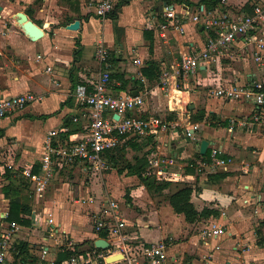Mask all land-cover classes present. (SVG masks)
Here are the masks:
<instances>
[{
	"label": "crops",
	"instance_id": "1",
	"mask_svg": "<svg viewBox=\"0 0 264 264\" xmlns=\"http://www.w3.org/2000/svg\"><path fill=\"white\" fill-rule=\"evenodd\" d=\"M96 1L0 0V99L26 93L42 97L23 112L0 120V233L7 228L9 222L4 214H9L10 210V200L3 194V186L11 182L20 184L18 180L25 181L26 185L19 189V196L21 198L23 188L27 187L31 201L21 199V202L32 209L30 215H22L31 225H21V231L13 236L15 251L9 263L15 260L20 242L30 245L33 258L26 264H52V261L56 262L61 246L68 242L77 245L85 241L94 244L97 239L107 241L108 235L103 238L94 232V216L102 208L104 200L111 197L118 201L120 215L127 223L125 233L132 255L143 244L164 241L168 243V253L176 256L182 264H264V133L257 128L242 130L231 123L233 118L248 115L249 106L225 101L212 94L221 83L250 81L261 71L252 61L231 53L232 56L225 58L222 64L202 68L186 80L171 77L167 92L160 82L163 73L176 66L181 53L203 48L207 33L192 21L186 24L184 35L171 31L162 33L148 27V18L162 17L164 4H179L176 0H129L116 19L109 15L105 20L98 18L90 5ZM111 1L114 10L121 0ZM249 1L183 0L182 3H189L193 10L204 6L209 11L227 12L234 16L249 11ZM17 13L25 14L43 31V35L34 38L16 21ZM76 21L80 22L79 28L70 29L69 26ZM2 32L6 33L3 35ZM101 40L110 53L109 71L113 76L110 90L116 94L140 95L143 99L142 114L162 117L170 124L168 132L155 146L151 139L140 140L145 143V153L153 148L160 154L175 158L173 167L166 169L164 175H156V179L169 183L162 194L151 199L143 183L132 190L131 196L135 200L128 205L143 214V220L125 207L127 203L122 200L123 184L131 181L132 176L120 180L112 172L106 174L110 194L99 192L98 186L94 185L95 180L87 186L85 182L77 184L74 180L73 187L67 184L52 191L49 189L51 183L45 194L37 197L31 184L21 175L25 168L38 170L49 131L70 126L79 129L71 134L85 132L87 112L77 105L73 93L99 73L101 65L95 51ZM135 60L141 64H135ZM152 63L160 72L154 79L143 73L144 68ZM201 113L205 114L204 120L196 121ZM74 117L79 119L77 123L73 122ZM195 125L198 128L194 136L187 137V128ZM203 140L226 151L230 158L227 170L214 174L198 171L195 164L199 160L197 153ZM128 147L142 149L137 143ZM8 170L10 180L7 178ZM91 175L101 177L104 174ZM112 178L118 183L119 197L113 196ZM185 184L193 188L191 202L198 212L207 208L217 211V215L189 223L183 214L176 213L168 197ZM145 192L149 200L143 197ZM147 203L153 206L148 208ZM78 204L83 207L77 210ZM56 209L65 212L66 220L61 217L55 220ZM163 214L166 223H171L172 230L151 238L149 226L160 224V220L155 221L154 217L160 219ZM75 216L85 219L90 225V232L84 237L75 235L68 223L67 218L74 219ZM209 223L223 226L225 232L203 239L202 231ZM43 249L49 252L46 260H42ZM90 250H94L91 244H84L79 251ZM99 252L106 255V262L110 256L120 254L111 246ZM138 261L146 264L143 258ZM111 264L134 262H128L124 255Z\"/></svg>",
	"mask_w": 264,
	"mask_h": 264
},
{
	"label": "built area",
	"instance_id": "2",
	"mask_svg": "<svg viewBox=\"0 0 264 264\" xmlns=\"http://www.w3.org/2000/svg\"><path fill=\"white\" fill-rule=\"evenodd\" d=\"M187 2L174 5L167 3L162 9V17L153 16V19L147 20V25L152 30L162 33L171 31L180 35L186 33V24L192 21L208 35L203 48L181 53L179 62L171 71L166 69L160 82L168 92L171 77L186 80L202 68L222 64L225 58L232 56L231 53L252 61L261 71L259 76L250 81L221 83L212 94L225 101L249 106L248 115L233 118L231 123L242 130L252 131L257 128L264 133V0H250V10L234 16L227 12L209 11L204 6L193 10ZM224 2L225 0H222V3ZM90 5L95 9V15L102 20L108 18L114 8L111 0H97ZM5 33L2 32L3 35ZM95 56L101 65L99 73L86 85L78 86L73 93L77 105L87 112L85 132L65 136L69 131L67 127L49 131L38 170L29 167L21 172L37 197L45 194L57 172L65 166L77 164L84 174L103 175L114 168L108 157L109 152L123 146L132 138H138L139 141L151 139L155 146L161 136L169 130L170 124L162 117L142 114L140 108L143 99L140 95L116 94L110 90V53L102 40L96 46ZM135 64L141 63L135 60ZM47 70L50 71L51 68ZM41 99L42 97L33 93L1 98L0 120L23 112L28 105ZM78 121L77 117L73 118L74 123ZM197 128L196 125L187 128L186 136L193 137ZM207 152L208 156L202 155L195 164L198 171L214 174L227 170L230 158L226 151L219 145L210 143ZM148 159V174L151 172L157 176L164 175L166 169L173 167L175 163L173 156L160 154L153 148L149 149ZM76 201L80 202L79 199ZM7 217L8 212L4 214V218ZM126 226V221L120 215L118 201L107 197L102 208L95 213L94 232H106L107 241L116 253L122 254L123 257L125 255L126 260L134 264H140L139 258H143L146 264H182L176 256L168 253V243L164 241L143 244L137 253L132 255L127 243ZM21 229L20 224L9 222L7 228L0 233V264L10 262V257L15 251L13 236ZM224 232L223 226L209 223L202 231L203 239L217 237ZM73 246L74 244L68 242L61 246L60 251L71 250ZM48 254V250L43 249L42 260H46ZM52 264H55V261H52ZM62 264L107 262L106 255L94 249L75 252Z\"/></svg>",
	"mask_w": 264,
	"mask_h": 264
},
{
	"label": "trees",
	"instance_id": "3",
	"mask_svg": "<svg viewBox=\"0 0 264 264\" xmlns=\"http://www.w3.org/2000/svg\"><path fill=\"white\" fill-rule=\"evenodd\" d=\"M129 0H121L115 7V9L110 14V17L113 19H116L121 12V9L124 5L128 3ZM179 4L182 3L183 0H176ZM172 2V1H171ZM170 2V3H171ZM217 2V1H215ZM214 6L216 5L213 3ZM212 8V6H210ZM144 75L151 77V79L157 78L160 74L158 66H156L155 63H152L148 67L144 68L143 70ZM111 77L112 74H111ZM205 117L204 113H201L199 116L196 117V121H203ZM69 131L65 136H68L71 133H75L79 131L78 128L73 129L70 126ZM64 136V137H65ZM135 138L127 140L123 146L118 147L116 150L111 151L108 153V157L110 161L113 163L114 168H118L119 172H126L129 175L137 176L140 181L146 186V189L149 193H157L162 194L163 191H165L169 187V183L166 182H159L156 180L155 177H151L148 174L149 169V159L148 155L149 152H147L144 157L138 158L136 157V161L134 163H129L126 160V151L128 146H133L135 144ZM199 158H202L203 156L200 153H197ZM205 156H208V152ZM37 171V170H36ZM10 171H7V178L10 180ZM19 183L15 185L14 182L9 183L6 186H3L2 192L6 199L10 200V210L7 217L8 222H17L20 225L23 226H30L31 222L22 215H30L32 213V209L30 206L23 204L21 202L19 189L24 183L22 180H18ZM26 185V184H25ZM28 185V184H27ZM193 192V188L187 184L182 185L179 189H177L174 193L169 195L168 200L174 211L178 214H183L185 216V219L189 223H195L196 221L207 218L211 216H216L217 211L210 210L205 208L202 212H198L194 205L191 202V195ZM126 197L129 198V193L126 194ZM99 236L103 238H107V233L103 232ZM92 241H85L83 244H77L74 245L71 250L66 251H60L58 253V257L56 259L55 264H62L66 259L69 258V256L75 252H78L82 245L84 244H91V248L97 249L98 251H103L102 249H98L92 244ZM15 252V260L12 263L9 264H26L29 259L33 258L30 254V245L27 242H20L17 244Z\"/></svg>",
	"mask_w": 264,
	"mask_h": 264
},
{
	"label": "rangeland",
	"instance_id": "4",
	"mask_svg": "<svg viewBox=\"0 0 264 264\" xmlns=\"http://www.w3.org/2000/svg\"><path fill=\"white\" fill-rule=\"evenodd\" d=\"M150 19H153L152 17H150ZM237 65V64H236ZM238 66V65H237ZM239 68V66H238ZM206 91V90H205ZM207 92V91H206ZM192 116V115H191ZM190 116V117H191ZM193 121V119H192ZM199 133V131L197 132ZM135 143H137L138 145H141L142 149H133L131 147H128L127 148V151H126V160L129 162V163H134L136 160V157L138 158H142L144 157V155L146 154L145 153V149H143V146L145 145V143L143 142H140L138 140V138H135ZM110 172V173H109ZM114 173V175L116 176V178L122 180V178H128V177H131L132 175H129L126 172H119L118 168H113L112 170L108 171V172H105L103 176L99 177V176H92L91 174H84L82 171H81V168L75 164V165H67L64 167L63 170H61L56 176V179L52 182V185L51 187L49 188L51 191L53 189H55L56 187H60L62 188L63 185H67L69 184L70 187H73L74 185V180L77 181V184H81L82 182H85V186L89 185V183L91 182V180H95V186H98V190L99 192H102L104 191L105 194H110V192L108 191V187L106 186V182H107V179L105 178L106 174H111ZM151 177H157L155 174L151 173L149 174ZM98 177V178H97ZM134 177L131 181H129L128 183H126L125 185L123 184V187L122 190H123V197L124 199H122L123 201H125L127 204H125V207L129 208V210H131L132 212L134 211L136 215H139V218L143 220V214H139L138 211H136L134 208L130 207L128 204L131 203L132 201V204H133V201L135 200L131 194H132V190L142 186V182L140 181L139 178H137L136 176H132ZM115 178H112L111 181L114 183H112V188H113V196L115 197H119L120 195H118V189H117V185L118 183H116V181L114 180ZM103 180V181H102ZM158 180V179H156ZM159 182H164L162 180H158ZM26 184V182L24 181V185ZM27 187L23 188V191L21 193V199L24 201V202H29L31 201V197L29 196V194L27 193V190H26ZM28 189V188H27ZM49 190V191H50ZM147 191V190H146ZM107 192V193H106ZM129 193L130 195V201L128 200V197L125 196L126 193ZM147 193L145 192V195H143L144 198H146L147 200H149L148 196L146 195ZM151 199L156 196H159L157 195V193H150L148 194ZM164 196V195H163ZM165 196H166V193H165ZM162 196H160L158 199L160 200ZM144 198H141V200L143 202H147L145 201ZM158 200V201H159ZM161 203V201L159 202ZM81 206L83 207L82 204H78L76 205V208L75 209H79L81 208ZM147 206L148 208H150V206H153L151 205V203H147ZM58 207V206H57ZM56 207V208H57ZM133 212V213H134ZM146 212V211H145ZM85 215V214H83ZM164 214L160 217V219L156 218V216L154 217L155 221H159L160 220V224H154L153 226H149V233H150V237L151 238H155L157 236H159L160 234L162 233H165L166 231L168 230H172V226L171 223H166V217H163ZM56 217H61V219L64 221L66 220L65 219V212L59 210V209H56L55 211V220H56ZM132 218H134L135 216L131 215ZM168 218V217H167ZM153 219V220H154ZM68 220V223L71 224V226L73 227V230H74V234L76 235L77 233V236L78 237H84L88 232H90V225H88L86 223V220L85 219H81V218H78L77 216L74 217V219H70V218H67ZM62 230V228H61ZM39 246V245H37Z\"/></svg>",
	"mask_w": 264,
	"mask_h": 264
},
{
	"label": "water",
	"instance_id": "5",
	"mask_svg": "<svg viewBox=\"0 0 264 264\" xmlns=\"http://www.w3.org/2000/svg\"><path fill=\"white\" fill-rule=\"evenodd\" d=\"M166 4H164V5H166ZM15 18H16V21L18 23L23 21V23H20V24L23 25V27L27 28L30 31V33L34 36V38H38V37L43 35V31L37 25H35L32 21L28 20L27 16L25 14L17 13L15 15ZM79 26H80V22L76 21L73 24H71L69 26V28L72 29V30H77L79 28ZM190 108L193 109L194 106L191 105ZM209 144H210V142L207 141V140H203L201 142V145H200V154L201 155H205L207 153ZM94 245H95L96 248L102 249V250L108 249L110 247V244L104 239H97L95 241ZM122 258H123L122 254H118V255H115V256H110L107 259V263L111 264V263H114L116 261L121 260Z\"/></svg>",
	"mask_w": 264,
	"mask_h": 264
},
{
	"label": "bare ground",
	"instance_id": "6",
	"mask_svg": "<svg viewBox=\"0 0 264 264\" xmlns=\"http://www.w3.org/2000/svg\"><path fill=\"white\" fill-rule=\"evenodd\" d=\"M20 23H23V21H22V22H19V24H20ZM27 25H28V24H27ZM172 90H173V92H174L175 94H177V90H176V89H174V87H173V89H172Z\"/></svg>",
	"mask_w": 264,
	"mask_h": 264
}]
</instances>
